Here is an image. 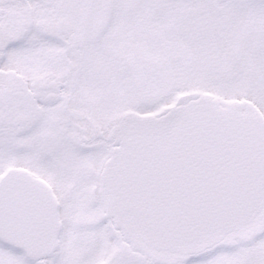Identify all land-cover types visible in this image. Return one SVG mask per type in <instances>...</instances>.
<instances>
[{"label":"snow or ice","instance_id":"6c2138e0","mask_svg":"<svg viewBox=\"0 0 264 264\" xmlns=\"http://www.w3.org/2000/svg\"><path fill=\"white\" fill-rule=\"evenodd\" d=\"M0 264H264V0H0Z\"/></svg>","mask_w":264,"mask_h":264}]
</instances>
